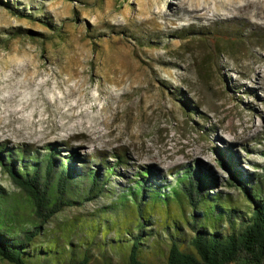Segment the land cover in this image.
Wrapping results in <instances>:
<instances>
[{"label": "rangeland", "instance_id": "rangeland-1", "mask_svg": "<svg viewBox=\"0 0 264 264\" xmlns=\"http://www.w3.org/2000/svg\"><path fill=\"white\" fill-rule=\"evenodd\" d=\"M0 144L39 157L57 144L62 155L90 158L91 169L125 153L123 173L153 165L171 185L203 168L216 181L212 193L247 210L214 149H231L237 171L264 180V0H0ZM127 182L114 177L108 187ZM0 186L16 211L10 224L38 225L1 169ZM111 202L67 208L41 240L68 233L80 255L92 239L90 264H101L105 232L84 229L98 215L122 224L123 214L99 211ZM151 249L147 264H166L164 247Z\"/></svg>", "mask_w": 264, "mask_h": 264}, {"label": "trees", "instance_id": "trees-1", "mask_svg": "<svg viewBox=\"0 0 264 264\" xmlns=\"http://www.w3.org/2000/svg\"><path fill=\"white\" fill-rule=\"evenodd\" d=\"M211 37L225 36L216 33ZM214 151L228 172V184L245 198L247 210L230 195L212 193L216 181L203 168L190 167L171 185L153 165L140 167L131 175L123 173L121 167L130 159L125 153L113 154L115 162L99 160L91 169L86 166L90 158L75 149L62 155L57 144L49 146L42 157L0 144V169L26 196L39 222L20 231L11 225L9 219L16 211L10 208L11 194L0 186V260L9 264H90L92 239L81 244L86 248L77 255L68 233L56 232L48 241L41 238L46 225L67 208L106 197L112 202L99 211L123 214V223L117 225L98 215V222L84 229L93 235L105 232L101 264H147L143 254L151 247H164L166 264H264V180L237 171L231 149ZM114 177H127L128 182L119 184V189L109 188ZM86 181L85 196L81 187ZM184 228L192 233L189 239L181 236ZM109 232H117V236L107 240ZM107 243L112 244L111 252L104 248ZM112 250L120 252V262L110 256Z\"/></svg>", "mask_w": 264, "mask_h": 264}]
</instances>
